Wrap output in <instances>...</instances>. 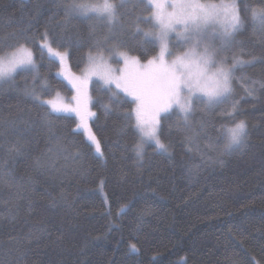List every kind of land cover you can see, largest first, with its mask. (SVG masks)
Listing matches in <instances>:
<instances>
[{
  "label": "trees",
  "instance_id": "16d2710c",
  "mask_svg": "<svg viewBox=\"0 0 264 264\" xmlns=\"http://www.w3.org/2000/svg\"><path fill=\"white\" fill-rule=\"evenodd\" d=\"M69 2L0 0V47L21 31L36 42L27 46L43 78L37 88L48 89L43 100L57 93L71 100L74 91L58 61L39 59V45L57 49L54 41H62L58 50L74 74L93 44L107 46L103 24L92 33V21L65 15ZM246 6L264 5L239 4L245 25L228 63L233 55L250 63L236 71L228 101L194 102L192 128L178 130L174 113L162 117L166 154L145 144L137 158L139 137L124 118L134 103L99 83L91 87L89 128L102 156L74 113L52 114L25 95L34 74L18 71L0 85V264H264V30L252 25ZM121 12L125 27L107 43L122 42L120 50L140 61L156 56L159 48L128 26L149 15L147 6L125 0ZM240 120L245 146L222 154V127ZM14 144L18 153L9 151Z\"/></svg>",
  "mask_w": 264,
  "mask_h": 264
},
{
  "label": "snow or ice",
  "instance_id": "6c2138e0",
  "mask_svg": "<svg viewBox=\"0 0 264 264\" xmlns=\"http://www.w3.org/2000/svg\"><path fill=\"white\" fill-rule=\"evenodd\" d=\"M142 2L147 6L149 15L136 16L128 26L159 48L158 54L148 59L147 63H141L138 57L121 51L122 42L107 43L110 38L115 39L118 30L125 27L124 14L121 12L125 0H70L63 5L65 15L92 21L89 26L92 33L96 31V22L103 24L106 29L103 39L107 44L105 47L97 41L92 45L95 53L89 51L80 75L70 70L66 62L67 52L58 50L66 46L62 41H54L57 49L51 43L39 45L41 61L45 58L50 62L58 61L60 74L75 91L71 101L63 102L59 99V93L57 100L40 99L41 94H48V89L43 83L37 88V82L43 78L39 73L37 58L27 46L36 42L23 31L13 34V43L0 47V83L13 82L18 70L34 74L32 85L24 89L25 95L39 102L42 107H49L52 114L74 113L79 119L78 127L90 132L88 120L95 114L89 109V85L95 80L102 83L111 97L117 98L123 94L135 104L124 118L132 122V128L139 137V142L134 146L137 158L143 159L145 144H152L160 154H166L168 146L160 138L161 114H165V118L167 114H176L178 130L192 128L194 101L209 108L228 101L233 92L236 71L250 63L233 55L229 64L223 55L235 43V35L244 28L245 20L239 7L242 0ZM261 4L264 5V0H261ZM245 11L252 25L264 30V6H246ZM141 23L149 27L142 28ZM173 36L177 41L174 45L176 50L169 46ZM47 37L45 32L41 39L46 41ZM216 41H219V47ZM180 48L184 50L181 52ZM113 62L116 66H113ZM209 77L211 88L207 87ZM237 103H232L231 112L227 115L236 112ZM198 126L202 131L203 122ZM221 135L224 141L222 154H231L245 146L247 125L243 120L230 127L225 125ZM88 139L102 156L95 135L90 133ZM9 151L18 153L20 147L14 144ZM132 247L135 249L134 245Z\"/></svg>",
  "mask_w": 264,
  "mask_h": 264
},
{
  "label": "rangeland",
  "instance_id": "374dc122",
  "mask_svg": "<svg viewBox=\"0 0 264 264\" xmlns=\"http://www.w3.org/2000/svg\"><path fill=\"white\" fill-rule=\"evenodd\" d=\"M48 43V42H47ZM177 43V41L175 40V37L173 36L171 39H170V42H169V46H170V48H173V50H176L175 48H174V45ZM216 46L217 47H219V41H216ZM232 48V47H231ZM231 48L230 49H227V50H225L224 51V53H223V55L227 58V61H228V59L230 58V53H231ZM184 49L183 48H180L179 49V51H183ZM130 56V55H129ZM66 62H67V64H68V56H67V58H66ZM141 63H147V61H140ZM113 66H116L115 65V63L113 62ZM122 66V65H121ZM19 71V70H18ZM17 71V72H18ZM81 74V72H79V74H76V75H80ZM4 83H6V82H3V83H0V85L1 84H4ZM94 83H98V82H96L95 80L89 85V96H90V103H89V109H90V111H91V104H92V98H91V87H92V85L94 84ZM99 84H101L102 85V83H99ZM70 86H71V84H70ZM72 87V86H71ZM73 91H74V89H73ZM74 95H75V91H74ZM125 96V95H124ZM126 97V96H125ZM127 99H129V100H131V98L130 97H126ZM59 99H61L63 102H65V103H67V102H70L71 100H69L67 97H65L64 95H61V94H59ZM41 100H43V99H41ZM47 100H57V95L55 96V97H53V98H51V99H46V100H43V101H47ZM194 102H196V101H194ZM134 106H135V104H134ZM92 112V111H91ZM55 114H71V113H55ZM163 116H165V114H161V119H162V117ZM78 118V117H77ZM91 118L92 117H90L89 118V120H88V127H89V121L91 120ZM79 120V119H78ZM90 129V128H89ZM85 130V134L87 135V136H89V134L91 133V130H90V132H89V130L88 129H84ZM92 134V133H91Z\"/></svg>",
  "mask_w": 264,
  "mask_h": 264
},
{
  "label": "clouds",
  "instance_id": "9594fccd",
  "mask_svg": "<svg viewBox=\"0 0 264 264\" xmlns=\"http://www.w3.org/2000/svg\"><path fill=\"white\" fill-rule=\"evenodd\" d=\"M207 87H208V88H211V87H212V84H211V77H209V82H208V84H207Z\"/></svg>",
  "mask_w": 264,
  "mask_h": 264
}]
</instances>
